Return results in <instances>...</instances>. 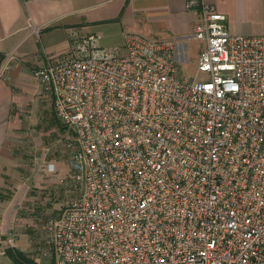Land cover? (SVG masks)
<instances>
[{"label":"built area","instance_id":"built-area-1","mask_svg":"<svg viewBox=\"0 0 264 264\" xmlns=\"http://www.w3.org/2000/svg\"><path fill=\"white\" fill-rule=\"evenodd\" d=\"M186 8L201 76L178 74L176 40L138 32L124 52L76 35L36 69L75 147L49 264H264V34Z\"/></svg>","mask_w":264,"mask_h":264},{"label":"crops","instance_id":"crops-1","mask_svg":"<svg viewBox=\"0 0 264 264\" xmlns=\"http://www.w3.org/2000/svg\"><path fill=\"white\" fill-rule=\"evenodd\" d=\"M206 2L227 14L231 32L264 34V0ZM198 17L197 10L186 8V0H0V264H15L8 247L30 250L27 228L34 221L24 209L38 197L34 191L45 186L43 175L59 180L69 171L59 156L48 157L44 131L29 109L32 92L42 99L50 95L36 69L65 58L73 37L88 33H97L104 47L120 52L129 32L174 39L179 43L177 61L186 62L185 44L196 39ZM202 47L203 42L197 58ZM48 106L59 120L52 97ZM61 125L67 136L73 133ZM47 162L54 163L55 172L47 169ZM10 235L14 244L8 241Z\"/></svg>","mask_w":264,"mask_h":264},{"label":"rangeland","instance_id":"rangeland-1","mask_svg":"<svg viewBox=\"0 0 264 264\" xmlns=\"http://www.w3.org/2000/svg\"><path fill=\"white\" fill-rule=\"evenodd\" d=\"M146 35V34H144ZM154 39V37L148 36ZM165 39V38H164ZM201 42L199 39H190L186 42V52L188 59L186 62H177V71L181 77L188 78L189 80L195 76H201V72L197 69V52L200 48ZM197 58V59H196ZM30 94V111L35 123L39 124V128L44 131V137L47 139L49 148L47 149L48 157L52 155L59 156L62 159L64 167H67L71 154L74 150L73 135L64 130L62 123L53 117L52 108L49 102L50 95L47 99H42L39 95ZM50 97V98H49ZM37 130V128H36ZM69 167V166H68ZM39 172V171H38ZM45 186L38 188L34 191V198L29 205L25 208L26 214L33 219V225L28 226V232L31 239V246L28 252L35 259L49 264L53 259V254L50 245L47 242L48 230L46 228V221L51 215H56L61 212V206L66 197L65 186L62 182L55 179V175H43V182Z\"/></svg>","mask_w":264,"mask_h":264},{"label":"trees","instance_id":"trees-1","mask_svg":"<svg viewBox=\"0 0 264 264\" xmlns=\"http://www.w3.org/2000/svg\"><path fill=\"white\" fill-rule=\"evenodd\" d=\"M7 254L15 264H45L32 257L28 252L13 246L8 247Z\"/></svg>","mask_w":264,"mask_h":264}]
</instances>
